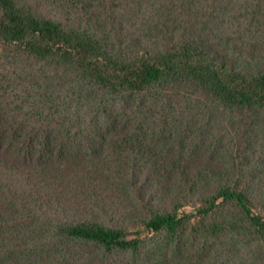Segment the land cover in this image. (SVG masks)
<instances>
[{
  "label": "trees",
  "instance_id": "16d2710c",
  "mask_svg": "<svg viewBox=\"0 0 264 264\" xmlns=\"http://www.w3.org/2000/svg\"><path fill=\"white\" fill-rule=\"evenodd\" d=\"M0 264H264V0H0Z\"/></svg>",
  "mask_w": 264,
  "mask_h": 264
},
{
  "label": "rangeland",
  "instance_id": "374dc122",
  "mask_svg": "<svg viewBox=\"0 0 264 264\" xmlns=\"http://www.w3.org/2000/svg\"><path fill=\"white\" fill-rule=\"evenodd\" d=\"M182 211H183V212H186V213H192L193 208H192L191 206H186V207H184V208L182 209ZM137 230L140 231L141 234H146V233H147L146 230H141L140 228H138V229H133V230L131 231V233H135L134 231H137Z\"/></svg>",
  "mask_w": 264,
  "mask_h": 264
}]
</instances>
